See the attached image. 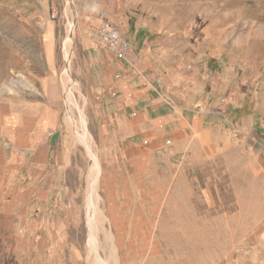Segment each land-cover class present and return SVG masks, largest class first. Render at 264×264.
Returning a JSON list of instances; mask_svg holds the SVG:
<instances>
[{
  "label": "rangeland",
  "instance_id": "1",
  "mask_svg": "<svg viewBox=\"0 0 264 264\" xmlns=\"http://www.w3.org/2000/svg\"><path fill=\"white\" fill-rule=\"evenodd\" d=\"M103 20L126 60L92 43ZM129 92L145 122L172 118L159 146L126 155L115 114L141 111ZM45 102L74 148L60 165L0 156V264H264V0H0V104ZM82 121L100 164L93 215Z\"/></svg>",
  "mask_w": 264,
  "mask_h": 264
},
{
  "label": "crops",
  "instance_id": "2",
  "mask_svg": "<svg viewBox=\"0 0 264 264\" xmlns=\"http://www.w3.org/2000/svg\"><path fill=\"white\" fill-rule=\"evenodd\" d=\"M42 51L46 74L48 75L46 78L49 79L57 71L58 57L52 35L48 33L45 40H42ZM125 96H129L133 100L132 108L139 107L138 109L141 110L140 112L137 111L136 116L129 118L128 111L125 109L122 112L123 106L122 108L120 106V110L115 114L116 118L120 117L117 119V124L119 123L116 131L117 141L120 139L130 141L126 155L135 151L133 146L138 145L135 143L138 140L150 143V146H159V142L169 136V134L164 133V130L160 131L161 122L165 123V127L168 126L172 118V111L166 108V113L164 111L166 115L151 120L147 119L145 122L144 119L147 117L144 118L143 115L144 109L141 98L132 92L126 93ZM123 99L119 101H123ZM53 101L57 103L56 98ZM16 106L13 104L2 106L0 104V156L7 157V160L12 164L24 162L26 159L35 164L45 163L48 162V158L58 165L65 163L66 157L71 156L74 144L60 114L58 115L55 111V104L50 105V108L47 102L34 103L21 108H16ZM114 111L112 109L111 112ZM49 127L51 128L50 135L47 131ZM9 154L11 156H8ZM28 155L29 157H26Z\"/></svg>",
  "mask_w": 264,
  "mask_h": 264
},
{
  "label": "bare ground",
  "instance_id": "3",
  "mask_svg": "<svg viewBox=\"0 0 264 264\" xmlns=\"http://www.w3.org/2000/svg\"><path fill=\"white\" fill-rule=\"evenodd\" d=\"M72 26L73 25H71V28H72L71 30L68 28L71 32L69 31V33H67V37L68 38H67V42H66V50L68 51V55H67L68 61L71 60V51H70L71 46L70 45L73 44L72 33H73V28L74 27H72ZM66 76H67V78L69 77V68L66 69ZM68 82H69V80L67 79V83ZM66 103H67L68 106L71 105V103H72V92L71 91H68ZM69 118L71 119V121H73L71 117H69ZM81 123H82V129H83V127L85 126V123H84V121H82ZM72 124L74 125L75 130L81 129V127H79L80 125H77L74 122ZM82 131L83 132L81 134L78 133L77 135L80 138V141L85 146L86 151H87L90 159L92 160L93 177L91 178V183H90V188H89V194H88V198H87V201H88L87 204L89 206V212H91L90 215H93L94 212H96V210H95L96 209V206H95V201L93 199V195H94L95 190H96L95 189L96 183H97L98 178L100 176V164H99V161H98V157L95 156V154L92 152V150H91V148L89 146V142H88L89 140L86 137L85 128ZM97 216H99V215H97ZM91 217L92 216L89 217V221H91ZM96 218H98V217H96ZM94 230H96V228ZM108 236H110V235H108ZM108 236H106V237H108ZM90 237H91V241H92L91 251H93V249L96 250V248H95V246H96L95 236L92 233H90ZM108 243L110 244V242H108ZM109 246L107 245L106 248H108ZM111 247H113V246H111ZM94 254H95V256H94V259H93L94 260L93 261V264H105L104 262H102L100 260L99 256L97 255L98 253L95 252ZM112 262H113V260H112Z\"/></svg>",
  "mask_w": 264,
  "mask_h": 264
},
{
  "label": "built area",
  "instance_id": "4",
  "mask_svg": "<svg viewBox=\"0 0 264 264\" xmlns=\"http://www.w3.org/2000/svg\"><path fill=\"white\" fill-rule=\"evenodd\" d=\"M89 36L96 47L114 58L126 60L132 52L129 42L109 20H103L98 26L92 28Z\"/></svg>",
  "mask_w": 264,
  "mask_h": 264
}]
</instances>
